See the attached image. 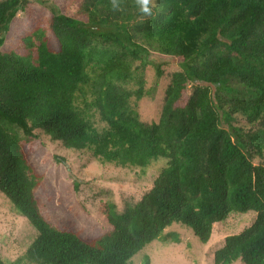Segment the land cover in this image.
<instances>
[{
	"label": "trees",
	"instance_id": "1",
	"mask_svg": "<svg viewBox=\"0 0 264 264\" xmlns=\"http://www.w3.org/2000/svg\"><path fill=\"white\" fill-rule=\"evenodd\" d=\"M29 2L1 0L0 27ZM76 3V15L50 6L12 47L0 35V193L35 230L0 264H126L173 224L206 244L215 223L248 211L254 221L213 264H264V0H154L150 16L136 0ZM147 47L181 65L150 123L138 113ZM37 129L101 164L162 165L136 202L99 203L110 230L58 228L35 193Z\"/></svg>",
	"mask_w": 264,
	"mask_h": 264
},
{
	"label": "rangeland",
	"instance_id": "2",
	"mask_svg": "<svg viewBox=\"0 0 264 264\" xmlns=\"http://www.w3.org/2000/svg\"><path fill=\"white\" fill-rule=\"evenodd\" d=\"M28 1L27 9H18L7 32L3 25L0 27V35L4 34L5 42L11 47L32 30V22L48 13L50 6L68 15H76L78 11L76 0ZM147 49L143 54L147 61L146 93L138 102V113L140 120L150 123L159 117L170 74L181 65L176 57L159 54L154 48ZM157 67L162 71L161 76H157ZM189 92L190 88L186 97ZM35 132L37 137L31 144V159L44 173L43 185L35 193L41 202L42 214L58 228L76 227L83 234L93 236L110 230L99 203L111 201L121 210L125 202H136L151 188L162 165L158 161L142 171L101 164L89 153L66 149L39 129ZM254 218L252 211L230 213L225 220L213 225L206 244L200 243L190 229L173 224L161 233V237L137 251L126 264H146L145 256L148 264H213L214 252L222 247L225 237L241 232ZM34 235L35 230L28 220L14 213L0 193V257L14 259L26 250ZM232 264L243 263L234 261Z\"/></svg>",
	"mask_w": 264,
	"mask_h": 264
},
{
	"label": "clouds",
	"instance_id": "3",
	"mask_svg": "<svg viewBox=\"0 0 264 264\" xmlns=\"http://www.w3.org/2000/svg\"><path fill=\"white\" fill-rule=\"evenodd\" d=\"M136 3L143 14L148 16L151 15L154 0H136ZM111 5L113 10H120V0H111Z\"/></svg>",
	"mask_w": 264,
	"mask_h": 264
}]
</instances>
